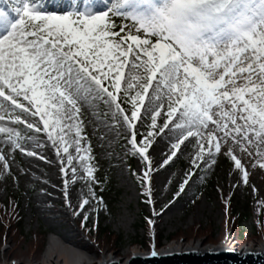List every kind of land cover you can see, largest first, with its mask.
Segmentation results:
<instances>
[{
  "label": "snow or ice",
  "instance_id": "1",
  "mask_svg": "<svg viewBox=\"0 0 264 264\" xmlns=\"http://www.w3.org/2000/svg\"><path fill=\"white\" fill-rule=\"evenodd\" d=\"M9 5L0 0V134L24 151L25 137L9 125L38 133L42 123L66 177V198L69 187L84 178L78 167L95 180L80 113L81 106L101 103L114 125L130 134L126 151L146 162L141 184L147 185L150 203L149 150L157 129L175 132L172 157L195 140L194 164H214L222 154L247 182L236 152L251 154L250 145H264V0H9ZM137 122L147 125L144 133ZM0 162L10 168L7 154H0ZM85 205L88 199L76 205L75 214L86 213ZM157 255L153 246L151 256Z\"/></svg>",
  "mask_w": 264,
  "mask_h": 264
},
{
  "label": "rangeland",
  "instance_id": "2",
  "mask_svg": "<svg viewBox=\"0 0 264 264\" xmlns=\"http://www.w3.org/2000/svg\"><path fill=\"white\" fill-rule=\"evenodd\" d=\"M85 107L81 106L80 119L85 126L83 134L92 146L95 180H88L78 167V177L84 178H78L69 187L68 198L62 191L66 177L61 165L55 166L42 123L38 133L34 129L27 130L26 125H9L25 137L22 140L24 151L15 149L0 134V154H7L10 164V168L4 170L0 162V264H9V260L16 264H51L53 261L75 264L68 251L98 260L106 256L123 258L146 254L153 246L158 250L166 245L201 243L204 247L233 245L241 250L264 244V167H261L264 145L260 148L250 145L251 154L237 150L236 155L248 172L245 182L243 172L235 169L234 162L222 154H216L214 164L211 161L205 164L203 160L198 162L199 166L194 164L198 151L195 140L186 141L188 147L183 150L184 145H181L176 150L177 155L172 157L174 149L159 144L163 132L157 129L149 150L152 161L150 203L145 190L140 191L134 180L135 177L136 181H141L147 169L146 162L126 151L130 148L127 144L130 134L125 128L114 125L107 106L101 103L98 108L85 110ZM137 123L144 133L147 125L140 127ZM29 151L35 153V161L27 155ZM207 152L205 142V160ZM105 178L112 185L101 195L98 185L101 186ZM185 180L187 185H184ZM181 186L184 192H180ZM14 196L19 198L18 211L12 202ZM84 199L89 200V205H85L88 211L76 215V205ZM126 202H129L127 208ZM169 206L170 214H176L177 218L157 224L161 211ZM36 207L44 212L37 211ZM244 213H248L249 218L237 225L235 220ZM85 214L87 221L82 220ZM149 220L153 224H149ZM17 222H21L20 227L16 226ZM57 233L69 236L70 241L63 243L58 238L57 246L49 249L48 240Z\"/></svg>",
  "mask_w": 264,
  "mask_h": 264
},
{
  "label": "water",
  "instance_id": "3",
  "mask_svg": "<svg viewBox=\"0 0 264 264\" xmlns=\"http://www.w3.org/2000/svg\"><path fill=\"white\" fill-rule=\"evenodd\" d=\"M264 264V250L198 249L170 255L114 258L106 264Z\"/></svg>",
  "mask_w": 264,
  "mask_h": 264
},
{
  "label": "bare ground",
  "instance_id": "4",
  "mask_svg": "<svg viewBox=\"0 0 264 264\" xmlns=\"http://www.w3.org/2000/svg\"><path fill=\"white\" fill-rule=\"evenodd\" d=\"M3 3L6 5V3L4 2L3 0ZM7 6V5H6ZM56 13L57 14H61L59 12V10H56ZM171 127V126H170ZM192 139V138H190ZM176 142V134L175 132H168V130H164V132L161 134L160 138H159V144H163L165 145L167 148L169 147H172V144ZM49 148H50V153L53 154L54 156V161L56 162V165H61L60 163V159L59 157L57 156V153L55 151V148L52 146L51 142L49 143ZM188 147V145H187ZM187 147L183 146V150H185ZM149 156H150V153H149ZM30 159H32V161H35L36 160V156L35 155H32V156H29ZM162 171V170H160ZM152 187V185H151ZM128 203L129 202H126V207H128ZM170 206L168 209L166 210H163L161 211L160 213V217H158L156 219V223L157 224H160L162 221H166L167 223L171 222L174 220V218H177L176 214H170L172 213L170 210ZM36 210L37 211H40L41 213H43V209L42 208H39V207H36ZM126 219L123 218V222L125 221ZM62 240L63 243H69L70 241V237L69 236H66V235H60V233H57V234H52L48 240V248L49 249H52L54 246H57V243H58V240L59 239ZM78 248V247H77ZM215 248H221V249H233V250H237L236 247H234L233 245H221V246H206L204 247L203 244L201 243H193V244H185V245H182V244H176V245H166V246H163L162 248L156 250L158 255H170V254H175V253H178V252H181V251H184V250H198V249H215ZM65 249V247H64ZM83 249L87 250V247L86 246H83ZM66 252L68 251L67 249H65ZM239 250V249H238ZM241 250H264V244H262L261 246L259 247H245ZM67 254H69L70 258L72 261L75 262V264H106L108 263L109 261H111L112 259H114V257H103L101 259H98V260H93L91 258H83V257H80L78 256L79 254L78 253H75L74 251L70 252L68 251ZM139 256H149L151 255V252L149 253H146V254H137ZM133 256H136V255H133ZM132 256V257H133ZM51 264H58L57 262H52Z\"/></svg>",
  "mask_w": 264,
  "mask_h": 264
},
{
  "label": "trees",
  "instance_id": "5",
  "mask_svg": "<svg viewBox=\"0 0 264 264\" xmlns=\"http://www.w3.org/2000/svg\"><path fill=\"white\" fill-rule=\"evenodd\" d=\"M116 22L117 23H123L124 21L122 19H120V18H116ZM133 176H134V174H133ZM134 180H135V182H136L137 187L139 188V190L140 191H144L145 190V187H146V184L145 185H142L141 184V181H139V182L136 181L135 177H134ZM110 184L112 185V183H110L108 179H106V181L104 183H102L101 186H99L98 183H97L98 189H100L99 192H100L101 195H103L106 192V190L110 186ZM12 202L15 205V210L18 211V209H20V206H19V198L16 197V196H14V198H12ZM142 216L146 219V213H145V211H142ZM248 218H249V214L248 213H244L240 218L236 219L235 222L237 223V225L238 224H242ZM10 221H12V220H10ZM18 225L20 227L21 226V222H20V224H18V222H17L16 223V226H18ZM240 234L242 235V232ZM159 240L160 241L163 240V237H161Z\"/></svg>",
  "mask_w": 264,
  "mask_h": 264
}]
</instances>
